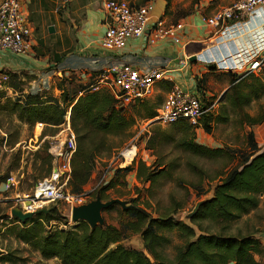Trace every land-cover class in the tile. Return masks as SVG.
I'll use <instances>...</instances> for the list:
<instances>
[{
    "label": "trees",
    "instance_id": "obj_1",
    "mask_svg": "<svg viewBox=\"0 0 264 264\" xmlns=\"http://www.w3.org/2000/svg\"><path fill=\"white\" fill-rule=\"evenodd\" d=\"M148 1L141 0V3L135 5ZM167 5L166 2L165 8ZM209 69L214 70L212 67ZM4 73L8 75L6 85L15 95H2L0 98L4 101L0 103V110L27 126L31 132L29 145L35 142L34 146H39L41 139L47 135L45 129L51 132V136L55 135L65 122L66 112L70 110V127L75 135L76 151L71 159L67 188L73 195L84 193L93 173L96 153L108 147L107 138L130 137V131L137 120L136 116L128 114L131 108L140 120L148 121L156 115V107L144 100L128 107L118 106L115 98L103 88L93 90L92 87L73 86L69 92L63 84L73 83L65 77L58 83V97L49 95L45 90L25 94L20 88L19 74L8 71ZM227 74L231 76V84L226 95L234 108L243 109L264 95L263 77L248 75L238 79L233 74ZM248 80L250 83L247 84ZM166 83L169 88L165 90L168 91L173 84ZM201 86L196 80L195 89L200 92L201 99L205 100ZM242 115L244 123L249 127L264 122V114L257 118L246 113ZM226 121L227 117L210 113L202 118L200 128L210 133L213 124ZM177 123L184 131L193 127L187 122ZM18 135L19 131L10 142L11 148L17 143ZM247 139L249 153L238 155L236 163L235 154H229L224 148H209L185 138L177 141L178 148L194 157L228 160V166L219 174L220 180L212 196L201 203L188 223L176 221L170 215L152 217L132 201L130 207L119 209L116 204H112L102 211V214L117 211L121 219L118 228L105 224L90 227L85 221L68 226V221L61 216L58 208L51 206L47 213L40 212L24 222L12 217L9 233L17 242L37 251L43 260L57 259L59 264H263L256 258L262 253V244L258 239L252 235L224 234L231 223L257 209L260 196L264 195V147L257 146L253 132L248 133ZM35 155L40 158L35 171L41 172V177L50 175L52 163L46 148L40 145ZM134 165L136 178L142 184H153L172 169L155 170L141 160ZM192 169L202 173L194 165ZM131 170L133 166L117 168L113 175L118 178ZM112 185L110 183L108 187ZM99 199L108 201L103 196ZM204 221L219 224L222 228L219 232H210L202 228ZM60 223L63 227L58 225ZM172 232L178 234L180 243L174 247V256L170 259L165 253V247L170 244L169 234ZM133 235L140 237L141 250L122 245V241ZM14 262L12 254L0 252V263Z\"/></svg>",
    "mask_w": 264,
    "mask_h": 264
},
{
    "label": "rangeland",
    "instance_id": "obj_2",
    "mask_svg": "<svg viewBox=\"0 0 264 264\" xmlns=\"http://www.w3.org/2000/svg\"><path fill=\"white\" fill-rule=\"evenodd\" d=\"M126 1L132 4L141 3V0ZM232 1L165 0L168 5L164 10V18L172 23H183L192 17L196 19L198 17H208L215 11L228 6ZM191 43L189 44L193 46L191 49L196 51V54H200L199 62L204 64V72L193 75L194 83L197 80L199 84H202L200 90L202 89L205 99L214 104L211 114L213 116L223 115L227 117V121L213 124L210 133H206L203 128L194 126L189 128L188 131H184L177 126L178 123L163 126L154 123L153 120H140L135 110L131 108L128 114H133L137 120L130 131V137H108V147L96 153L92 176L84 188V193L88 195L89 202H93L103 196L108 199L106 202H111V205L116 204L119 209H124L132 206V201H135L138 207L145 209L152 217L170 215L176 221L188 223L195 205L212 196L213 189L220 180L219 174L228 166V160L225 158L206 159L194 157L178 148L177 141L185 138L188 141L209 148H224L229 154H235V163L238 155L249 153V141L247 139L249 132H253L257 146L264 147V122L260 125L249 127L244 123L242 115L246 113L252 118L263 115L264 95L259 100L252 101L243 109L234 108L228 99V95H226V91L230 88L231 76L223 69L215 68L214 64L218 63L221 66L220 62L215 61L216 59L212 57L217 51H210L216 40L212 38L207 44ZM209 67L214 70L209 69ZM78 72L72 71L66 75L50 74L49 79V75L40 78V76L19 73L20 88L25 94H34L45 90L49 95L58 97L60 91L57 86L62 77L68 78L73 83V85H70L69 82L63 84L64 89L66 88L69 92L73 86L93 87L96 84V71L91 72L88 77H84ZM2 74L6 73L0 72V76ZM248 83H250L249 80L247 81ZM6 84L7 82H0V97L2 95L13 97L15 95L13 90L8 88ZM180 86L182 88L186 87L182 81H180ZM168 88L166 84L163 89L166 91L165 89ZM231 95L232 93H230ZM163 99V94L156 95L151 93L144 101L157 108L161 105ZM3 101L4 99L0 98V103ZM68 112L70 115V110ZM60 130L61 127L55 135ZM17 131H19L17 143L11 148L10 142L13 141ZM45 132L47 135L41 139L39 146L42 145L47 150L48 138L52 136L48 129H45ZM30 136L31 132L25 124L17 121L14 116H7L5 112L0 110V250H2L0 252L12 254L15 262L8 264H59L57 259L39 261L36 254L37 251L28 245H21L9 233V223L12 218L11 209H22L20 204L15 201V196L18 195L23 199L24 207L29 209V202H25L26 197L31 196L34 187L39 181L49 177V175L41 177V172L35 171L40 164L39 156L35 155L39 146H34L35 142L34 144L33 142L30 145L28 144ZM131 145L136 146L137 159L144 162L146 166L155 170L169 167L172 169L167 174L156 179L153 184H142L136 178L134 162L129 165L133 166V170L125 174L122 173L117 178L113 174L119 164L118 156L125 148ZM160 164H163V166L158 167ZM193 165L202 170V173L192 169ZM106 170L114 171L107 173L105 180L100 184L99 182ZM10 174L16 175L19 183L14 190L4 192L2 183ZM110 183L113 184L112 187H108ZM107 187L108 189H105ZM67 190L69 191L68 188ZM199 192L201 193L200 196L198 195ZM102 202L105 203L104 201ZM51 206L58 208L61 216L68 221V226L76 224V222L72 221L69 208L65 204H47L43 209H48ZM100 216L103 225L119 227L121 219L116 210L104 214L101 212ZM58 225L63 227L62 223ZM97 225L102 226V222L97 223ZM201 225L203 229H207L210 232H219L222 228L221 225L209 221H204ZM224 234L234 236L252 235L258 239L262 244V253L256 258L264 264V195L260 196V203L257 209L231 223L228 229H225ZM169 238L170 244L165 247V253L172 259L174 247L180 243V240L176 232L170 233ZM122 245L133 249H142V241L138 235L126 238L122 241Z\"/></svg>",
    "mask_w": 264,
    "mask_h": 264
},
{
    "label": "built area",
    "instance_id": "obj_3",
    "mask_svg": "<svg viewBox=\"0 0 264 264\" xmlns=\"http://www.w3.org/2000/svg\"><path fill=\"white\" fill-rule=\"evenodd\" d=\"M102 7L106 30L99 42L103 51L122 50L129 40L141 37H144L148 46L155 45L160 40L182 44L185 24L171 23L163 16L154 18L153 0L142 5L126 0H105ZM201 22L213 30L212 36L216 43L211 46L210 51H217L212 57L221 65L214 64L215 68L223 69L238 79L248 75L264 78V0H233L211 16L201 17ZM32 33L22 0H1L0 50L19 56L27 55L32 50ZM194 56L195 62H199L200 54ZM189 57L180 60V67L185 72L190 71ZM164 76L160 67L140 70L129 63L114 62L102 70L92 88L107 90L118 106L128 107L150 95L156 82L168 81ZM0 82H8V76L2 74ZM213 107L214 104L208 99L202 100L197 91L189 92L173 85L165 93L151 120L163 126L187 122L200 128L202 118L212 113ZM69 116V112H66L60 132L48 138L47 153L51 157L52 169L49 177L39 181L31 196L26 197L25 202L31 203L33 207L25 208L24 200L18 195L14 198L24 212L37 211L47 204L58 203L65 204L71 212L73 207L89 202L87 194L73 195L67 190L71 159L76 151V139L70 127ZM118 158L117 168H125L138 161L136 146L125 148ZM112 171L114 170H106L99 183H103L106 174ZM18 183L17 176L10 174L2 183L3 191L14 190Z\"/></svg>",
    "mask_w": 264,
    "mask_h": 264
},
{
    "label": "crops",
    "instance_id": "obj_4",
    "mask_svg": "<svg viewBox=\"0 0 264 264\" xmlns=\"http://www.w3.org/2000/svg\"><path fill=\"white\" fill-rule=\"evenodd\" d=\"M104 1L22 0L33 30L32 50L24 56L0 50V72L22 73L40 78L49 75V79L50 74L66 75L79 71L82 76L88 77L91 72L96 71L98 77L111 63L121 62L140 70L160 67L168 81L162 80L154 84L152 93L156 95L165 96L167 91L163 88L166 82L182 88V81L186 85L182 89L195 92L193 75L204 72V64L191 63L190 71L185 72L180 67V60L196 54L191 49L193 46L189 45L191 42L207 44L213 38V30L201 22V17H192L183 22L185 27L180 45L160 40L155 45L148 46L144 37H141L129 40L122 50L107 52L101 49L99 42L106 30L102 7ZM153 2L154 18L163 16L165 0ZM49 26L54 27V33L48 32ZM36 254L39 261H47L38 252Z\"/></svg>",
    "mask_w": 264,
    "mask_h": 264
},
{
    "label": "water",
    "instance_id": "obj_5",
    "mask_svg": "<svg viewBox=\"0 0 264 264\" xmlns=\"http://www.w3.org/2000/svg\"><path fill=\"white\" fill-rule=\"evenodd\" d=\"M67 1H70V0H67ZM54 31L55 30L53 26L48 27L49 33H54ZM195 60H196L195 56H191L189 58V62L191 63H194ZM110 205H111V202L103 203L99 198H97L93 202H88L87 204H84L82 206L73 207L70 212L71 219L73 222H76V223L78 221H85L90 227H95L97 226V223H101V222L103 225V221L100 216V213L104 209L108 208ZM200 205H201V202L195 205L193 212L190 215V218L196 213ZM40 212L47 213L48 210L40 209L37 211L24 212L22 209L13 208L10 211L11 216L18 219L19 222H24L26 219H29L35 214H38Z\"/></svg>",
    "mask_w": 264,
    "mask_h": 264
},
{
    "label": "bare ground",
    "instance_id": "obj_6",
    "mask_svg": "<svg viewBox=\"0 0 264 264\" xmlns=\"http://www.w3.org/2000/svg\"><path fill=\"white\" fill-rule=\"evenodd\" d=\"M134 149L131 150V153H133ZM33 207V205L31 203H29V208ZM27 208V207H25Z\"/></svg>",
    "mask_w": 264,
    "mask_h": 264
}]
</instances>
